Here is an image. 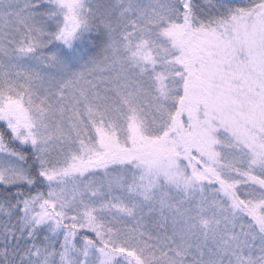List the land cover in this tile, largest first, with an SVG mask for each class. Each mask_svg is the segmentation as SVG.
I'll use <instances>...</instances> for the list:
<instances>
[{
	"label": "snow or ice",
	"instance_id": "obj_1",
	"mask_svg": "<svg viewBox=\"0 0 264 264\" xmlns=\"http://www.w3.org/2000/svg\"><path fill=\"white\" fill-rule=\"evenodd\" d=\"M0 264H264V0H0Z\"/></svg>",
	"mask_w": 264,
	"mask_h": 264
}]
</instances>
